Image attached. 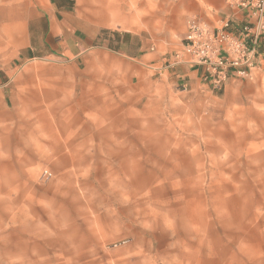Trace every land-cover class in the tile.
I'll use <instances>...</instances> for the list:
<instances>
[{
    "label": "rangeland",
    "instance_id": "374dc122",
    "mask_svg": "<svg viewBox=\"0 0 264 264\" xmlns=\"http://www.w3.org/2000/svg\"><path fill=\"white\" fill-rule=\"evenodd\" d=\"M47 1L0 0V264H264V67L186 91L179 0L52 47Z\"/></svg>",
    "mask_w": 264,
    "mask_h": 264
},
{
    "label": "built area",
    "instance_id": "2783aa9c",
    "mask_svg": "<svg viewBox=\"0 0 264 264\" xmlns=\"http://www.w3.org/2000/svg\"><path fill=\"white\" fill-rule=\"evenodd\" d=\"M228 5L246 16L237 29L229 19L211 26L190 18L182 49L172 60L200 68L203 83L214 92L223 91L233 79L251 76L264 40V0H228Z\"/></svg>",
    "mask_w": 264,
    "mask_h": 264
},
{
    "label": "crops",
    "instance_id": "0c3cea01",
    "mask_svg": "<svg viewBox=\"0 0 264 264\" xmlns=\"http://www.w3.org/2000/svg\"><path fill=\"white\" fill-rule=\"evenodd\" d=\"M72 10L73 0H48L44 14L39 16L36 21V25H39L46 22L41 17H47L48 30L46 33L40 29L35 31L41 33V38H45L51 47L54 41L70 39L72 33L76 32V24L78 23ZM178 14L183 21V35L186 31V23L190 18H199L211 26L217 25L220 20L229 19L232 28L237 29L246 17L244 13L231 8L228 5V0H179ZM82 19L81 24L83 26L90 23L89 16H83ZM258 66L264 67V40L260 45ZM167 68L169 77L184 90L192 92L206 88L202 81V70L200 68L184 63L173 64L172 62ZM2 81L0 78V87H5L6 84H3ZM2 99L0 98L1 105L6 103Z\"/></svg>",
    "mask_w": 264,
    "mask_h": 264
},
{
    "label": "bare ground",
    "instance_id": "6f19581e",
    "mask_svg": "<svg viewBox=\"0 0 264 264\" xmlns=\"http://www.w3.org/2000/svg\"><path fill=\"white\" fill-rule=\"evenodd\" d=\"M94 1L104 5V0H94ZM91 12H93L95 15H99V16H105L106 15V12L103 9H100L99 7L93 8V10Z\"/></svg>",
    "mask_w": 264,
    "mask_h": 264
}]
</instances>
